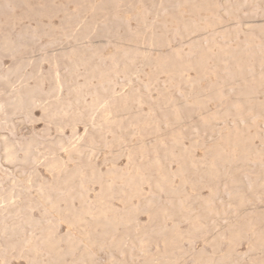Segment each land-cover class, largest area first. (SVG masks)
Here are the masks:
<instances>
[{"label": "rangeland", "instance_id": "1", "mask_svg": "<svg viewBox=\"0 0 264 264\" xmlns=\"http://www.w3.org/2000/svg\"><path fill=\"white\" fill-rule=\"evenodd\" d=\"M185 22L188 23L186 24ZM263 24L264 0H0V192L5 195L7 193V189L8 192L13 189V192L16 193L15 188L18 187L17 192L20 191L22 194L18 197L16 196L14 200L17 199V203L15 201L16 205H22V208H20L21 214L19 213V215L21 216H18L15 219L22 220L21 218H23L26 214L31 213L30 215L35 219V223L38 221L36 226L35 223L29 224L22 222L23 224H21L20 227L23 229L20 228L21 235H19L17 244L14 248L6 242L9 236L7 238V235L6 237L4 235H1L2 228H0V238L1 236H3L0 240H4L5 237V243L3 244V241H1L2 243L0 244V247L2 246L0 248V264H61V262L63 264H65V262L66 264H68V262L69 264H74V262L75 264H144V262L145 264H160L162 262L161 260L164 257L166 258L169 256L173 257V259L166 258L167 263L165 262V264H263L264 183H261L264 181ZM4 39H7L11 42L12 51L7 50L4 47ZM15 46L17 48H15ZM150 48H152V51L150 50ZM246 51L248 53H246ZM221 54L222 56H220ZM148 56H150V58ZM176 58H178L179 60H176ZM163 59L165 60V62ZM153 60H155V64H153ZM237 62L239 63V65ZM156 65L159 67V71L156 70V68H158ZM14 66L16 67L15 69ZM153 67L154 69H152ZM96 68L99 69L97 70ZM92 72L94 73V75L92 74ZM4 73L5 75H8L7 84H5V82L1 78ZM100 74L101 76H105V79H100ZM248 78H251L252 81ZM251 82L254 83L252 84ZM34 88L36 90H34ZM256 88L257 92L255 91ZM15 90H20L23 93V104L27 110L26 112L21 109H11L10 103L14 98ZM106 92L108 94H106ZM189 92L191 96L189 95ZM134 95H137V99H135L137 101L139 100V102L135 101ZM256 95L258 97H256ZM128 96H131L129 97L130 102H128V104L131 105L125 106L121 101L124 97ZM195 96H200V101L196 102L194 100ZM159 97L162 100L159 99ZM114 100L117 102H115ZM168 100H172L178 105L182 115L185 113V115H183V120L175 125L176 131L180 129L178 132H180L182 136L180 139L182 141L179 140L178 144L182 143V145H178L177 142H175L174 144V140L173 138H171L172 136L170 135V133L165 132L167 128H169L168 122H172L174 120V112L172 111L173 109H169L170 107L166 105V102ZM99 102L101 103V107ZM181 102H186L187 104H181ZM37 103L39 105H37ZM51 103L54 105V108L56 106L55 110L53 109V105ZM135 104H137V106ZM124 106L126 109L124 108ZM133 106L136 108L133 109ZM108 107L110 112L108 111ZM152 109L154 110L152 111ZM191 109H194L195 112H190ZM138 110H140L141 113H144V115H147L146 120L150 116V121L146 122L145 117L142 114H140L139 116L140 111ZM80 111L82 112V114L80 113ZM135 111H138V114ZM212 111L215 113L212 114ZM67 112L69 113V115ZM162 112L164 116L161 117ZM50 114H52L53 116ZM110 115H117L116 119L110 121L102 120L104 116ZM128 115H130L129 117L132 122L129 120ZM224 116L225 118H223ZM141 117L143 118L142 120ZM169 118L171 121L169 120ZM119 119H122L123 121ZM76 121L78 123H76ZM97 121H99V123ZM101 121L103 123H101ZM117 121L121 122H118V124H116ZM124 122L126 124L127 122H129L127 124V127ZM75 123L77 125H75ZM84 123H86L85 126ZM141 123L144 124L145 127ZM112 124L114 125L113 127ZM124 124L125 126H123ZM157 124L160 128L157 127ZM150 125V129L152 130H149V127L146 128V126ZM153 125L156 126V129ZM131 126L134 127L131 128ZM110 127L112 128L110 129ZM101 128L105 129V132H103L104 130L102 131ZM72 129L75 131L74 133ZM147 129L149 131H147ZM157 129L160 132H163L162 137H160L159 139H157L156 136ZM143 131H145L144 134ZM150 131H152V133H150ZM185 131L186 134L184 135ZM113 132H115V134ZM133 132H135V135L133 134ZM117 133H119L120 135H118ZM194 133L197 136L199 135V138H195L196 141L193 138L196 136ZM193 134L194 136H192ZM81 135H83L84 137L86 136V140L83 138V136L81 137ZM152 135H154L155 137ZM78 136H80V139ZM89 136L93 137L89 139ZM96 136L100 139H98ZM200 138H202V140ZM116 139L117 141H119V143L116 142V144H114ZM99 140L101 142H99ZM105 140L107 141L105 142ZM167 140H169V142ZM4 141H8L9 143L11 142L16 152V156L19 160L23 158V152L27 147H29L28 160L24 162L16 161L13 164H7V162H5L2 158ZM57 141L59 143H57ZM62 141L64 142V144ZM108 141L110 142V144L108 143ZM92 142L95 144H93ZM103 142H105V145L102 144ZM170 142L173 143L171 144L172 146L168 145L170 144ZM235 142L237 143L235 144ZM77 143H85L86 147L83 148L85 151L70 150ZM139 143L143 144L141 149L138 148ZM160 143L162 148L160 146ZM35 144L37 145L35 146ZM100 144L101 146H103L102 148ZM156 144L157 150H155ZM230 144H232V146ZM127 145L128 147H126ZM94 146L96 148H93ZM97 146L100 149L97 148ZM106 146L108 148H106ZM113 146L115 147L113 148ZM122 146L124 148H122ZM129 146L132 147L133 152H129ZM150 146H153L155 149ZM159 146L160 150H162L161 152H163L165 155L163 153H160V150L158 149ZM149 147L150 150L147 149ZM176 147L181 149H178ZM214 148L215 150H213ZM153 150H155L156 152ZM52 151H57L58 154H56L57 152L52 153ZM67 152L69 153V155ZM71 152L75 153L70 154ZM145 152L148 155H146ZM143 154L145 155L143 156ZM160 154H163L165 158L164 156L159 157ZM168 154L169 158L166 157L168 156ZM69 156L73 158L72 161ZM75 156L78 157V161L75 160L77 158ZM115 156L117 157L115 158ZM134 156L136 157L133 158ZM151 156L153 160L152 158H150ZM161 157H163V163ZM53 158L60 159L61 161L63 160L62 162L64 165H66L65 167L67 170L63 171V174H72L74 172L73 167L74 169H76V171H81V174L79 173V176L82 175V170L84 173L86 172V175H82L80 178H78L79 176H77V178L75 177L78 180H73L74 178H72L71 181L68 182L70 183L68 185H72V192L70 191V193L68 194L66 190L58 189L57 191L59 192H57L51 188L54 185H59V182L63 183L64 180L63 178H61L62 181L60 180V177L57 175V171L53 172L55 170L52 171L48 169V172V170H45V168L47 169V161ZM64 158L66 161L64 160ZM148 158L149 160H146ZM175 158H180V162ZM113 160H116V162H114ZM81 161H83V163L86 162L85 166H89V164L92 165L91 167H84V164H81ZM151 161H153L155 165L158 161V164L155 166L153 165V163H151ZM137 162L140 164V167H138ZM212 162L215 163V165ZM145 163L149 165V168ZM134 164L136 165L134 166ZM74 165L77 167H75ZM143 165L144 167L146 166L147 169L144 168ZM150 165H153L155 171H157L154 172L153 166L151 167ZM2 166L3 168L5 167L4 169H6V172L5 170L3 171ZM7 166L12 167L8 168ZM110 166H112L113 169ZM113 166H117L116 169H119L116 170ZM97 167L98 169H96ZM128 167H131V169H129ZM135 167H137L138 169H136ZM164 167L166 168L167 173L169 171V173L172 174L171 175L168 173V176L172 179H169V177V180L167 179V173L165 172ZM213 167L216 171V174L219 172L217 175L215 174ZM162 168H164V170H162ZM218 168L219 171H217ZM92 169L93 171L95 170V172L98 173L97 175H95V178L94 174L90 173L93 172ZM183 169L184 172L182 171ZM185 169H187L188 172ZM96 170H98V172ZM139 170H141V172ZM207 170H211L210 174L209 171L206 172ZM31 171H33V173L29 176ZM51 171L53 172V174ZM102 171H104V173ZM132 171L135 176L138 175L137 177H139V179L140 177L141 179L142 177L145 178V180L142 179L141 184L139 179H137L136 177L135 181H137L139 186L141 187V194L137 197L133 196L135 198H133L129 194L132 185L130 186L127 183L128 176L133 177L131 176L133 175ZM191 171L193 172V174H191ZM199 171L201 176L200 174H197L199 173ZM223 171L226 172L227 176L225 174H222ZM145 172H147L146 175ZM157 172H159L160 174L162 173V175L166 178H163V176H160V174ZM194 172H197V175L194 174ZM203 172L205 176H203ZM6 173L8 174L7 176ZM48 173L51 174L49 175ZM155 173H157L158 179L160 178V181L157 179V176H155L154 178V175H156ZM220 173L222 175H220L219 177ZM89 174H92L93 177ZM119 174L121 175V177H119L118 179L116 175L120 176ZM143 174L145 175V177ZM207 174L210 175V177L208 175L209 178L207 177ZM51 175L53 176L52 181ZM88 175L92 178V180L91 178L87 179L89 178ZM86 176L87 178H85ZM146 176L148 177V183L146 182ZM124 177L127 178L124 179ZM25 178H30L33 185L30 186L29 184L24 182L23 180ZM214 178L216 180L215 182ZM84 179H87L90 182H88L87 180V182H84ZM152 179H155L156 181ZM162 179L163 183L161 184ZM44 180L49 181L46 182ZM123 180L124 182L126 180V183L122 182ZM91 181H95L96 183H92ZM100 181L104 182L101 183ZM191 181H193L192 184L194 189L191 188ZM14 182H21L22 188L21 186H15ZM45 182L49 185V189L45 187L47 186ZM109 182L113 184L115 189V197L111 200L110 207L119 212L120 215L124 214L123 217L121 216V220L123 221L120 220V223L112 226L113 228L109 225V227H105L108 229H105L103 227V230H100L101 228L99 227V225H96L95 223H97V221H103L104 216L99 217L95 214V212L99 208L98 197L102 194L104 190L103 188L108 185ZM158 182H160V184H158ZM180 182H182V184ZM77 183L80 184V187L77 186ZM9 184H11V186ZM167 184L170 186H168ZM42 185L44 189L42 188ZM157 185H159V188ZM253 185H255V187ZM257 185L259 187H257ZM85 186L87 187V189ZM82 187H84L85 189H83ZM171 187L174 189L173 192ZM19 188L22 190H20ZM160 188L161 191L159 190ZM190 188L194 191H192ZM120 189L124 190H121V192H125V194L123 193L125 196L122 195L121 192H119ZM182 189L186 194H188V197H190L189 199H186L187 195L184 193L183 200V195H181L183 193L181 192ZM24 190L27 193L23 192ZM76 190L77 192H75ZM79 191H81L80 195L82 194L84 196L83 200L85 202V205L87 203L89 207L87 205L86 206L90 208V213L85 214V219L87 218V220L86 223L83 224V227L82 225H79L77 221L76 224H72L75 221H71L70 219L75 218L69 213V210L71 209H74L76 212H79L80 210L78 207L80 206V204L78 205V203L80 202V200L82 202V199H80L81 196L79 195ZM116 191L119 192V196ZM46 192L50 193V197L48 198L49 200H55L57 196H60L59 207L61 208V210L58 207L59 210H55L54 212V209H51L49 206L52 200L50 202L48 201V199H45L46 201L41 199V195ZM85 192H87L86 196ZM195 192L197 193V195L195 194ZM26 194L27 196H30V199L27 198ZM170 194L174 195L171 196ZM211 194L214 198L211 197ZM73 195L77 197L72 198ZM78 195L80 197H78ZM128 196L130 197V199L128 198ZM35 197L38 199H35ZM65 197L67 198L65 199ZM123 198H127L126 201H124ZM72 199H76L78 200V202ZM66 200L69 202H67ZM211 200L214 205L211 203ZM248 200L250 201L247 202ZM30 201L35 203L31 204L29 203ZM64 201L66 203H64ZM91 201L93 204L91 203ZM2 202L4 203V201H1L0 197V209L4 208L5 206V203L3 204ZM40 202L42 206H39ZM187 203L193 204H191L190 206ZM126 204L131 205V208L129 206L128 208L127 206H125V209L124 205ZM44 205L49 207H45ZM155 205L157 206V208H155ZM63 206H65L67 210H64L65 213H62V210L65 209V207L63 208ZM133 206H136L137 208H133ZM160 206L164 207L161 208ZM93 207L96 210H94ZM115 207L118 208L116 209ZM27 208L28 211H26ZM179 208L182 212L180 214ZM192 208L195 210H193ZM229 208L232 210H230ZM40 209L42 211H40ZM137 209L139 211H137ZM249 209H252L251 212L247 211ZM253 209L255 213H253ZM221 210L222 212L224 210L227 211H224L222 213ZM230 211L232 213H230ZM169 213L171 215H169ZM68 214H70L72 217H70V215ZM127 214H129V222L131 223V219L133 220L132 225H130V223L126 219L128 217L126 216ZM134 214L135 217H133ZM136 214L138 215L136 216ZM219 214L221 215V217ZM243 214H245V218ZM0 215V224L2 225V227L4 226L3 220L6 217L7 219L5 220L7 224H9L13 219L11 217H8L7 213L4 211L0 212ZM130 215L132 216L130 217ZM172 215L173 218H171ZM231 215L234 216V219H232ZM174 216H176V218ZM63 217H67L69 219L66 218L64 220ZM156 217L158 218V220ZM95 218H97L98 220H95ZM135 218L138 222L135 221ZM201 218L205 219V221H203V219ZM92 219H94L95 221ZM172 219L174 220L172 221ZM149 220L152 221L150 224ZM193 220H195L196 224L198 223L200 226L198 224V226L195 225V222ZM64 222L66 223V225ZM69 223L70 225H73V227L68 225ZM217 223L219 225H217ZM152 224H154V226ZM27 225L30 226H28V228L26 229ZM74 225L77 226L74 228ZM142 225L145 226L144 229H142ZM88 226L90 229H87ZM93 226L95 229L93 228ZM130 226L131 228L129 229ZM150 226H152V228H149ZM47 228L54 229L56 231V234L63 237L64 240L59 243L61 250L65 249L67 240H72L74 242H77L79 240L84 243V236L85 232L87 231V233H90L91 236L95 239L94 243L91 244L92 247L91 245L89 246L92 256L84 255L82 253V246H77L78 250L77 248H74L72 251H70V254L64 256L63 260L60 261L54 258L53 253L49 251L47 252V248L44 247L45 245H42V243H44L42 237H44ZM92 228L93 230H91ZM165 228H168V230H166ZM175 228L179 229L180 232L178 230H175ZM75 229L77 230V232H75ZM194 229L197 232L194 231ZM251 229L253 231L255 230V232L253 233ZM81 231H83V233ZM122 231L125 232L126 235ZM92 232H94L93 235ZM107 232L109 233V235ZM144 232L145 234H147L148 238L145 236ZM176 233H179L180 235ZM114 234L117 235L118 239ZM120 235L123 236L122 240H119ZM149 235H153V238ZM158 235L160 237H158ZM211 235H213L212 239ZM161 236L162 238L164 237L163 239L165 240H161ZM176 236H179L180 240L179 237L176 238L178 241L175 240L174 237ZM171 238V243L173 242V239L174 242L177 241L176 244H174L173 242L174 246L169 242ZM101 239H104V242ZM147 239H149V241ZM206 239L209 243H206ZM123 240L126 242H124ZM165 241H167V243ZM99 242L101 243L99 244ZM115 242L116 245L118 244L121 246L118 247V245H114ZM32 245L34 248L32 247ZM37 246L39 248H37ZM138 247H140L142 250H140ZM164 247H168L172 252L168 248L165 249ZM12 248L13 251L15 250V252L12 251ZM230 248H233L232 252ZM182 250H185L186 252ZM216 250L217 252H215ZM35 251L37 254L35 253ZM156 251L157 255L152 254ZM158 251L159 253H162L159 255ZM2 252H4V255L7 254L8 256L3 257ZM148 252L149 254H146ZM168 252H170L171 254ZM49 253L51 254V256ZM176 253H178L179 256L178 254L176 255ZM17 254H21V256H18ZM68 255L70 256V258ZM93 255L95 260H91V263L88 262L86 258L88 259L90 257L89 260L93 259ZM158 255L159 259L161 256V262L158 261L159 259H156ZM23 256H26L28 258L26 259V257ZM29 256L33 257L32 260L29 258ZM215 256H217L218 260H215ZM219 257L221 258V260H219ZM260 257L261 260L259 259ZM165 258L163 259V263ZM178 258L180 259V261L178 260ZM175 260H177V262Z\"/></svg>", "mask_w": 264, "mask_h": 264}, {"label": "bare ground", "instance_id": "2", "mask_svg": "<svg viewBox=\"0 0 264 264\" xmlns=\"http://www.w3.org/2000/svg\"><path fill=\"white\" fill-rule=\"evenodd\" d=\"M203 1V0H202ZM171 2V1H170ZM173 3V2H172ZM188 3V2H187ZM192 3V2H191ZM199 3V2H198ZM201 3V2H200ZM195 5H197V4H195ZM171 6V5H170ZM173 7V6H172ZM195 7V6H194ZM196 7H198V6H196ZM194 9V8H193ZM199 9V8H198ZM200 10V9H199ZM212 12V11H211ZM206 13V12H205ZM212 14V13H211ZM208 18H210V17H208ZM207 19V18H206ZM215 20H217V19H215ZM208 21V20H207ZM186 24L188 23V22H185ZM184 23V24H185ZM219 23V22H218ZM217 23V24H218ZM206 24V23H205ZM257 24V23H256ZM191 25V24H190ZM208 25V24H207ZM264 25V24H263ZM209 26V25H208ZM216 26V25H215ZM218 26V25H217ZM263 28V27H262ZM188 29V28H187ZM193 29V28H192ZM219 29H221V28H219ZM260 29V28H259ZM184 30H186V29H184ZM189 30V29H188ZM187 30V31H188ZM223 30V29H222ZM225 30V29H224ZM181 35H182V32H181ZM184 35H185V32H184ZM221 35V34H220ZM151 41V40H150ZM167 41V40H166ZM3 45H4V47L7 49V50H11L12 49V44H11V42L9 41V40H7V39H4V41H3ZM165 46V45H164ZM151 47V46H150ZM213 47V46H212ZM15 48H17L16 46H15ZM14 48V49H15ZM134 48V47H133ZM154 48V47H153ZM162 48V47H161ZM199 48V47H198ZM210 48V47H209ZM152 48H150V50H151ZM224 49V48H223ZM247 49V48H246ZM16 50V49H15ZM146 50V49H145ZM159 50H161V49H159ZM207 50V49H206ZM12 51V50H11ZM152 51V50H151ZM150 51V52H151ZM212 51V50H211ZM14 52V51H13ZM144 52V51H143ZM227 53V52H226ZM246 53H248L247 51H246ZM165 54H167V53H165ZM203 54V53H202ZM218 54V53H217ZM146 55V54H145ZM144 55V56H145ZM163 55V54H162ZM219 55V54H218ZM156 56V55H155ZM210 56V55H209ZM220 56H222V54L220 55ZM133 57V56H132ZM149 58H150V56H148ZM180 57V56H179ZM201 57V56H200ZM219 57V56H218ZM217 57V58H218ZM134 58V57H133ZM181 58V57H180ZM211 58V57H210ZM215 58V57H214ZM246 58H249V57H246ZM128 59V58H127ZM145 59V58H144ZM147 59V58H146ZM156 59V58H155ZM158 59V58H157ZM178 58H176V60H177ZM241 59V58H240ZM164 60V59H163ZM179 60V59H178ZM183 60V59H182ZM184 60H186V59H184ZM191 60V59H190ZM221 60V59H220ZM249 60V59H248ZM250 60H253V59H250ZM130 61H131V59H130ZM133 61V60H132ZM139 61V60H138ZM155 60H153V62H154ZM157 61V60H156ZM181 61V60H180ZM179 61V62H180ZM191 61H193V60H191ZM205 61V60H204ZM217 61V60H216ZM162 62V61H161ZM164 62H165V60H164ZM163 62V63H164ZM194 62V61H193ZM202 62V61H201ZM241 62V61H240ZM125 63V62H124ZM123 63V64H124ZM131 63V62H130ZM238 63V62H237ZM249 63V62H248ZM247 63V64H248ZM73 64V63H72ZM97 64V63H96ZM132 64V63H131ZM149 64V63H148ZM151 64V63H150ZM153 64H155V62L153 63ZM153 64H152V66H153ZM241 64V63H240ZM242 64H243V62H242ZM246 64V65H247ZM238 65H239V63H238ZM245 65V66H246ZM157 66V65H156ZM168 66V65H167ZM166 66V67H167ZM206 66V65H205ZM205 66H203V67H205ZM135 67H136V65H135ZM158 67V66H157ZM180 67V66H179ZM242 67V66H241ZM16 67L14 66V69H15ZM168 68V67H167ZM182 68V67H181ZM243 68V67H242ZM262 68V67H261ZM97 70L99 69V68H96ZM131 69V68H130ZM133 69V68H132ZM135 69V68H134ZM152 69H154V67L152 68ZM174 69V68H173ZM196 69V68H195ZM12 70H13V68H12ZM102 70V69H101ZM156 70L157 71H159V67L158 68H156ZM162 70V69H161ZM164 70V69H163ZM190 70V69H189ZM238 70H239V68H238ZM243 70V69H242ZM124 71H125V69H124ZM167 71V70H166ZM166 71H164V72H166ZM259 71V70H258ZM261 71V70H260ZM9 72V71H8ZM87 72V71H86ZM98 72V71H97ZM184 72V71H183ZM13 73V72H12ZM17 73H18V71H17ZM153 73V72H152ZM179 73V72H178ZM198 73V72H197ZM92 74L94 75V73L92 72ZM108 74V73H107ZM156 74V73H155ZM165 74V73H164ZM168 74H170V73H168ZM187 74V73H186ZM185 74V75H186ZM208 74V73H207ZM1 75V74H0ZM106 75V74H105ZM7 76L8 75H5V73L3 74V76L1 77L2 78V80L5 82V84H7L8 83V79H7ZM10 76V75H9ZM125 76H128V75H125ZM180 76V75H179ZM178 76V77H179ZM236 76H237V74H236ZM12 77H13V75H12ZM93 77V76H92ZM99 77V76H98ZM105 76H101V74H100V79H105L104 78ZM175 77V76H174ZM198 77V76H197ZM9 78H11V77H9ZM87 78H89V77H87ZM96 78V77H95ZM107 78H108V76H107ZM112 78V77H111ZM199 78V77H198ZM97 79H99V78H97ZM177 79V78H176ZM184 79V78H183ZM248 79H250L251 80V78H248ZM260 79V78H259ZM87 80V79H86ZM89 80V79H88ZM172 80V79H171ZM170 80V81H171ZM187 80V79H186ZM176 81V80H175ZM179 81V80H178ZM252 81V80H251ZM188 82V81H187ZM200 82V81H199ZM193 83V82H192ZM252 84L254 83V82H251ZM261 84V83H260ZM9 85V84H8ZM180 85V84H179ZM85 86V85H84ZM253 86V85H252ZM40 87V86H39ZM215 88H216V86H215ZM254 88V87H253ZM18 89V88H17ZM30 89V88H29ZM219 89V88H218ZM34 90H36L35 88H34ZM192 90V89H191ZM223 90V89H222ZM257 90V88L255 89V91ZM259 90V89H258ZM12 91V90H11ZM11 91H9V92H11ZM26 91V90H25ZM28 91V90H27ZM219 91V90H218ZM248 91V90H247ZM38 92V91H37ZM107 92H108V90H107ZM106 92V94H108ZM257 92V91H256ZM167 93V92H166ZM26 94V93H25ZM99 94H100V92H99ZM104 94V93H103ZM111 94V93H110ZM128 94H130V93H128ZM127 94V95H128ZM131 94H132V92H131ZM134 94H136V93H134ZM149 94V93H148ZM204 94V93H203ZM33 95V94H32ZM79 95V94H78ZM98 95V94H97ZM105 95V94H104ZM103 95V96H104ZM114 95V94H113ZM144 95V94H143ZM169 95V94H168ZM167 95V96H168ZM189 95H190V92H189ZM209 95V94H208ZM250 95V94H249ZM115 96V95H114ZM135 96V95H134ZM137 96V95H136ZM134 97V99L136 98L137 99V97ZM191 96V95H190ZM247 96V95H246ZM245 96V97H246ZM29 97V96H28ZM81 97V96H80ZM118 97H119V95H118ZM123 97V96H122ZM129 97H131V96H128V97H124L123 99H122V103H123V105H131V104H128V102H130L129 101ZM132 97H133V95H132ZM142 97V96H141ZM144 97V96H143ZM188 97V96H187ZM186 97V98H187ZM203 97V96H202ZM255 97V96H254ZM256 97H258L257 95H256ZM26 98V97H25ZM31 98V97H30ZM33 98V97H32ZM36 98V97H35ZM62 98V97H61ZM99 98H100V96H99ZM102 98H104V97H102ZM108 98V97H107ZM106 98V99H107ZM185 98V97H184ZM29 99V98H28ZM37 99V98H36ZM35 99V100H36ZM134 99H133V101H134ZM135 99V101H137ZM159 99H161L160 97H159ZM204 99V98H203ZM23 100H24V98H23V93L20 91V90H15V95H14V98H13V100L11 101V103H10V106H11V109L12 110H15V109H21V110H23V111H27L26 110V108H25V106H24V104H23ZM32 100V99H31ZM34 100V99H33ZM101 100V99H100ZM162 100V99H161ZM189 100V99H188ZM196 102L197 101H200V96H195V99H194ZM205 100H206V98H205ZM213 100V99H212ZM215 100V99H214ZM240 100V99H239ZM63 101V100H62ZM109 101V100H108ZM115 101V100H114ZM141 101V100H140ZM184 101V100H183ZM191 101V100H190ZM234 101V100H233ZM39 102V101H38ZM61 102V101H60ZM111 102V101H110ZM115 102H117V101H115ZM137 102H139V100L137 101ZM210 102V101H209ZM215 102V101H214ZM30 103V102H29ZM100 103V102H99ZM113 103V102H112ZM133 103V102H132ZM157 103H159V102H157ZM182 103H186V102H181V104ZM207 103H208V101H207ZM255 103V102H254ZM52 104V103H51ZM55 104V103H54ZM59 104H61V103H59ZM65 104V103H64ZM116 104H118V103H116ZM121 104V103H120ZM187 104V103H186ZM196 104V103H195ZM203 104V103H202ZM37 105H39L38 103H37ZM42 105V104H41ZM49 105V104H48ZM53 105V104H52ZM51 105V106H52ZM91 105V104H90ZM105 105V104H104ZM136 106H137V104H135ZM147 105V104H146ZM154 105V104H153ZM166 105H168V107H170L169 109H173L172 111L174 112V120H173V117H172V122H168V127L169 128H167V130L165 131V132H167V133H170V135L172 136L171 138H173V140H174V144H175V142H177V144H178V141L181 139V133L180 132H178L180 129H178V131H176V129H175V125H177L181 120H183V115H185V113L182 115V113H181V111H180V109H179V107H178V105L175 103V102H173L172 100H168L167 102H166ZM165 105V106H166ZM220 105V104H219ZM235 105V104H234ZM58 106V105H57ZM109 106V105H108ZM119 106V105H118ZM121 106V105H120ZM125 106H124V108H125ZM183 106V105H182ZM218 106V105H217ZM63 107H65V106H63ZM71 107V106H70ZM69 107V108H70ZM84 107V106H83ZM100 107H101V103H100ZM110 107V106H109ZM109 107H108V111H109ZM134 107V106H133ZM149 107H151V106H149ZM193 107V106H192ZM235 107V106H234ZM35 108V107H34ZM52 108V107H51ZM55 108H56V106H55ZM55 108H54V105H53V109L55 110ZM104 108V107H103ZM115 108V107H114ZM119 108V107H118ZM117 108V109H118ZM129 108H131V107H129ZM136 107H134L133 109H135ZM138 108V107H137ZM258 108V107H257ZM29 109V108H28ZM52 109V110H53ZM62 109V108H61ZM126 109V108H125ZM128 109V108H127ZM141 109V108H140ZM168 109V110H169ZM183 109H184V107H183ZM195 109V108H194ZM194 109H191L190 110V112H195L194 111ZM57 110V109H56ZM67 110H68V108H67ZM66 110V111H67ZM70 110V109H69ZM82 110V109H81ZM129 110V109H128ZM137 110V109H136ZM149 110V109H148ZM154 109H152V111H153ZM162 110V109H161ZM167 110V109H166ZM182 110V109H181ZM186 110V109H185ZM234 110H235V108H234ZM259 110H260V108H259ZM263 110V109H262ZM51 111V110H50ZM83 111V110H82ZM107 111V112H108ZM132 111V110H131ZM138 111H140V110H138ZM138 111H135L137 114H138ZM217 111V110H216ZM237 111V110H236ZM248 111V110H247ZM85 112V111H84ZM95 112V111H94ZM110 112V111H109ZM112 112V111H111ZM148 112V111H147ZM163 112H164V110H163ZM163 112H162V114H163ZM213 112V111H212ZM235 112V111H234ZM238 112H241V111H238ZM243 112V111H242ZM68 113V112H67ZM80 113L82 114V112L80 111ZM113 113V112H112ZM215 112H213L212 114H214ZM256 113V112H255ZM14 114V113H13ZM33 114V113H32ZM77 114V113H76ZM123 114V113H122ZM132 114V113H131ZM140 114H142L144 117H145V121L146 122H149L150 121V119H151V117L149 116L148 118H147V120H146V117H147V115H144V113H141V111H140V113H139V116H140ZM145 114H146V112H145ZM161 114V117L162 116H164V114L162 115ZM218 114V113H217ZM50 115H52V114H50ZM59 115V114H58ZM63 115V114H62ZM62 115H60V116H62ZM68 115H69V113H68ZM84 115V114H83ZM87 115H88V113H87ZM91 115V114H90ZM103 115V114H102ZM136 115V114H135ZM220 115V114H219ZM31 116V115H30ZM53 116V115H52ZM65 116H67V115H65ZM116 116L117 115H110V116H104L103 118H102V120L103 121H110V120H115L116 119ZM130 115H128V117H129ZM102 117V116H101ZM138 117V116H137ZM159 117V116H158ZM166 117V116H165ZM246 117V116H245ZM10 118V117H9ZM49 118V117H48ZM87 118V117H86ZM99 118V117H98ZM123 118H124V116H123ZM154 118H157V117H154ZM210 118V117H209ZM223 118H225V116L223 117ZM52 119H54V118H52ZM89 119V118H88ZM87 119V120H88ZM143 118L141 117V120H142ZM159 119V118H158ZM163 119V118H162ZM167 119V118H166ZM186 119V118H185ZM218 119V118H217ZM50 120V119H49ZM95 120V119H94ZM119 120H122V119H119ZM129 120H130V117H129ZM134 120H135V118H134ZM169 120H170V118H169ZM48 121V120H47ZM51 121V120H50ZM52 121H54V120H52ZM57 121V120H56ZM96 121V120H95ZM123 121V120H122ZM131 121V120H130ZM171 121V120H170ZM195 121V120H194ZM214 121V120H213ZM72 122V121H71ZM80 122V121H79ZM84 122V121H83ZM98 123H99V121H97ZM118 122H121V121H117V123L116 124H118ZM132 122V121H131ZM130 122V123H131ZM136 122V121H135ZM137 122H138V120H137ZM144 122V121H143ZM154 122V121H153ZM189 122V121H188ZM256 122V121H255ZM52 123V122H51ZM76 123H78L77 121H76ZM75 123V125H77ZM101 123H103L102 121H101ZM106 123V122H105ZM112 123V122H111ZM125 123V122H124ZM129 122H127V124H128ZM211 123H212V121H211ZM54 124H56V123H54ZM85 124L86 123H84V126H85ZM123 124V123H122ZM126 124V123H125ZM125 124L123 125V126H125ZM127 124H126V127H127ZM137 124V123H136ZM142 124V123H141ZM160 124H161V121H160ZM183 124V123H182ZM66 125V124H65ZM72 125H73V123H72ZM97 125V124H96ZM100 125V124H99ZM101 125H103V124H101ZM108 125V124H107ZM134 125V124H133ZM143 126H144V124H142ZM181 125V124H180ZM61 126V125H60ZM70 126V125H69ZM87 126V125H86ZM98 126V125H97ZM114 125L112 124V127H113ZM122 126V127H123ZM153 126H155V125H153ZM179 126V125H178ZM182 126V125H181ZM186 126V125H185ZM195 126V125H194ZM75 127V126H74ZM109 127V126H108ZM112 127H110V129L112 128ZM115 127H116V125H115ZM119 127V126H118ZM132 127H134V126H131V128ZM145 127V126H144ZM149 127V130H152V129H150V127H151V125L150 126H146V128H148ZM157 127H159V125L157 124ZM164 127V126H163ZM190 127V126H189ZM60 128V127H59ZM62 128V127H61ZM131 128H130V130H131ZM135 128H137V127H135ZM145 128V129H146ZM160 128V127H159ZM162 128V127H161ZM98 129V128H97ZM99 129H100V127H99ZM102 129V131L103 132H105V129H106V127H105V129H103V128H101ZM122 129V128H121ZM121 129H119V130H121ZM124 129V128H123ZM128 129V128H127ZM141 129V128H140ZM143 129V128H142ZM155 129H156V126H155ZM164 129V128H163ZM190 129V128H189ZM73 130V129H72ZM116 130H118V129H116ZM133 130V129H132ZM148 129H147V131H149ZM97 131V130H96ZM108 131H109V129H108ZM126 131V130H125ZM75 131L73 130V133H74ZM98 132V131H97ZM127 132V131H126ZM144 132L145 131H143V134H144ZM156 132V131H155ZM164 132V133H165ZM184 132V131H183ZM187 132H189V131H187ZM114 134H115V132H113ZM121 133V132H120ZM135 132H133V134H134ZM147 133V132H146ZM150 133H152V131H150ZM157 134H156V136H157V139H159L160 137H162V135H163V132H160L158 129H157V132H156ZM98 134V133H97ZM118 135H120L119 133H117ZM130 134H132V133H130ZM139 134V133H138ZM183 134V133H182ZM186 134V131H185V133H184V135ZM191 134V133H190ZM195 134V133H194ZM194 134L192 135V136H194ZM86 135V134H85ZM95 135V134H94ZM99 135H100V132H99ZM104 135H105V133H104ZM117 135V136H118ZM126 135V134H125ZM135 135V134H134ZM183 135V136H184ZM196 135V134H195ZM83 135H81V137H82ZM122 136H123V134H122ZM127 136V135H126ZM152 136H154V135H152ZM199 136V135H198ZM197 135L195 136V137H193L194 138V140H195V138L197 137V138H199ZM227 136V135H226ZM79 137V139H80V136H78ZM86 137V136H85ZM85 137L83 136V138L85 139ZM91 137H93V136H91ZM91 137L89 136V139H91ZM97 137V136H96ZM103 137V136H102ZM119 137V136H118ZM131 137V136H130ZM140 137V136H139ZM151 137V136H150ZM155 137V136H154ZM153 137V138H154ZM191 137V136H190ZM88 138V137H87ZM98 138V137H97ZM104 138V137H103ZM170 138V137H169ZM263 138H264V135H263ZM33 139V138H32ZM79 139H78V141H79ZM98 139H100V138H98ZM115 139V138H114ZM131 139V138H130ZM136 139V138H135ZM144 139V138H143ZM149 139V138H148ZM151 139V138H150ZM183 139V138H182ZM201 140H202V138H200ZM59 140H60V138H59ZM58 140V141H59ZM86 140V139H85ZM94 140V139H93ZM104 140V139H103ZM119 140V139H118ZM133 140V139H132ZM162 140H163V138H162ZM229 140V139H228ZM227 140V141H228ZM232 140H233V138H232ZM57 141V143H59ZM87 141H89V140H87ZM95 141V140H94ZM107 140H105V142H106ZM113 141V140H112ZM111 141V142H112ZM128 141H130V140H128ZM135 141V140H134ZM155 141V140H154ZM166 141V140H165ZM168 142H169V140H167ZM180 141H182V140H180ZM193 141V140H192ZM196 141V140H195ZM204 141V140H203ZM38 142V141H37ZM63 142V141H62ZM85 142V141H84ZM99 142H101L100 140H99ZM105 142H103L102 144L103 145H105ZM116 142H118L119 143V141H117V139L115 140V143L114 144H116ZM127 142V141H126ZM145 142V141H144ZM162 142V141H161ZM191 142V141H190ZM83 143V142H82ZM87 143V142H86ZM93 143V142H92ZM91 143V144H92ZM108 143L110 144V142L108 141ZM113 143V142H112ZM117 143V144H118ZM121 143H122V141H121ZM123 143H125V142H123ZM143 143V142H142ZM142 143H139L138 144V148H140L141 149V147H142ZM151 143H152V141H151ZM157 143H159V142H157ZM195 143H197V142H195ZM202 143V142H201ZM232 143V142H231ZM237 142H235V144H236ZM38 144V143H37ZM37 144H35V146L37 145ZM63 144H64V142H63ZM89 144V143H88ZM87 144V145H88ZM93 144H95V143H93ZM135 144V143H134ZM171 144H173V143H171L170 142V144H168V145H171ZM203 144V143H202ZM60 145V144H59ZM62 145V144H61ZM66 145V144H65ZM107 145V144H106ZM136 145V144H135ZM134 145V146H135ZM152 145V144H151ZM178 145H182V143L181 144H178ZM191 145V144H190ZM197 145V144H196ZM195 145V146H196ZM213 145V144H212ZM219 145V144H218ZM231 146H232V144H230ZM90 146V145H89ZM100 146H101V144H100ZM109 146V145H108ZM112 146V145H111ZM118 146V145H117ZM120 146H121V144H120ZM146 146V145H145ZM155 146V145H154ZM160 146H161V143H160ZM160 146H159V150H160ZM172 146V145H171ZM184 146V145H183ZM214 146V145H213ZM230 146V147H231ZM84 147H86V144L84 143V144H81V143H77V144H75L70 150H77V151H81V150H83V151H85L83 148ZM103 146H101V148H102ZM105 147V146H104ZM115 146H113V148H114ZM126 147H128V145L126 146ZM150 147H152V148H154L153 146H150ZM150 147L149 148H147V149H149L150 150ZM165 147V146H164ZM224 147V146H223ZM226 147V146H225ZM239 147V146H238ZM88 148V147H87ZM93 148H96L95 146L93 147ZM97 148H99L98 146H97ZM106 148H108L107 146H106ZM111 148V147H110ZM112 148V149H113ZM122 148H124L123 146H122ZM122 148H121V150H122ZM161 148H162V146H161ZM166 148H167V146H166ZM172 148V147H171ZM176 148H178V147H176ZM216 148V147H215ZM215 148L213 149V150H215ZM227 148H228V146H227ZM34 149V148H33ZM52 149V148H51ZM55 149V148H54ZM92 149V148H91ZM100 149V148H99ZM155 149V148H154ZM178 149H181V148H178ZM209 149H210V147H209ZM57 150V149H56ZM66 150V149H65ZM86 150H88V149H86ZM93 150H95V149H93ZM120 150V151H121ZM148 150V151H149ZM152 150V149H151ZM155 150H157V144H156V149ZM155 150H153V151H155ZM158 150V151H159ZM177 150V149H176ZM54 151V150H53ZM52 151V153H55V152H57V151H55V152H53ZM124 151V150H123ZM122 151V152H123ZM127 151V150H126ZM162 150H160V153H163V152H161ZM164 151V150H163ZM187 151H189V150H187ZM186 151V152H187ZM28 152H29V147H27L26 148V150L23 152L24 154H23V158L22 159H18V157L16 156V152H15V150H14V148H13V145L11 144V142L9 143L8 141H4V146H3V152H2V158L4 159V161L5 162H7V164L8 163H10V164H13V163H15L16 161H27L28 160ZM88 152V151H87ZM95 152V151H94ZM117 152H119V151H117ZM129 152H133V149H132V147H130L129 146ZM140 152V151H139ZM144 152V151H143ZM151 152V151H150ZM156 152V151H155ZM166 152H171V151H166ZM177 152V151H176ZM223 152V151H222ZM68 153V152H67ZM67 153H65V154H67ZM73 153H75V152H71L70 154H73ZM115 153V152H114ZM138 153V152H137ZM137 153H136V155H137ZM146 153V152H145ZM190 153H191V151H190ZM56 154H58V152L56 153ZM77 154V153H76ZM81 154V153H80ZM121 154V153H120ZM125 154H126V152H125ZM125 154H123V155H125ZM132 154V153H131ZM153 154V153H152ZM164 154V153H163ZM163 154H160L159 155V157L160 156H164ZM174 154H176V153H174ZM187 154V153H186ZM209 154V153H208ZM235 154V153H234ZM68 155H69V153H68ZM85 155V154H84ZM87 155V154H86ZM133 155V154H132ZM139 155V154H138ZM142 155V154H141ZM145 154H143V156H144ZM146 155H148L147 153H146ZM178 155V154H177ZM176 155V156H177ZM188 155V154H187ZM207 155V154H206ZM52 156H53V154H52ZM79 156V155H78ZM114 156V155H113ZM112 156V157H113ZM130 156V155H129ZM179 156V155H178ZM177 156V157H178ZM184 156V155H183ZM254 156V155H253ZM48 157V156H47ZM51 157V156H50ZM54 157H55V154H54ZM70 157V156H69ZM75 157H77V156H75ZM75 157H74V159H75ZM117 156H115V158H116ZM128 157V156H127ZM136 156H134L133 158H135ZM149 157V156H148ZM158 157V158H159ZM167 158H169V154H168V156H166ZM171 157V156H170ZM181 157V156H180ZM185 157V156H184ZM263 157V156H262ZM46 158V157H45ZM60 158V157H59ZM71 158V157H70ZM140 158V157H139ZM142 158V157H141ZM150 158H152V156L150 157ZM157 158V157H156ZM163 157H161V160H162V163H163V159H162ZM164 158H165V156H164ZM252 158V157H251ZM67 159V158H66ZM72 159L73 158H71V161H72ZM78 159V157L75 159V160H77ZM114 159V158H113ZM137 159V158H136ZM155 159V158H154ZM171 159V158H170ZM173 159V158H172ZM175 159H178V158H175ZM174 159V160H175ZM180 159V158H179ZM179 159H178V161H179ZM195 159V158H194ZM47 160H48V158H47ZM46 160V161H47ZM64 160H65V158H64ZM81 160H83V159H81ZM110 160H112V159H110ZM130 160V159H129ZM146 160H149V158L148 159H146ZM151 160V159H150ZM152 160H153V158H152ZM156 160V159H155ZM154 160V161H155ZM242 160V159H241ZM63 161V160H62ZM60 159H57V158H53V159H51V160H49V161H47V169L45 168V170H55V171H53V172H58V176L60 177V180L62 181V179L61 178H63L64 180H63V183H61V182H59V185H57V186H52L51 188L52 189H54L55 191H57L58 189H63V190H66V192H67V194L68 193H70V191L72 190L71 188H72V185H68V184H70V183H68L69 181H71V179L72 178H74L73 180H75L76 178H77V176H79V173L81 174V171L80 172H78V171H76V169H74V167H73V170H74V172L72 173V174H63L62 172L63 171H67L66 170V165H64L63 164V162H62ZM66 161V160H65ZM68 161V160H67ZM78 161V160H77ZM114 161V160H113ZM128 161V160H127ZM176 161V160H175ZM189 161V160H188ZM213 161V160H212ZM5 162H3V163H5ZM75 162V161H74ZM73 162V163H74ZM82 163L81 164H84V167H91V165L89 164V166L87 165V166H85L86 165V162L85 163H83V161H81ZM114 162H116V160L114 161ZM134 162V161H133ZM136 162V161H135ZM148 162V161H147ZM161 162V161H160ZM165 162V161H164ZM167 162V161H166ZM168 162H170V161H168ZM177 162V161H176ZM180 162V161H179ZM204 162H205V159H204ZM79 163H80V157H79ZM113 163V162H112ZM130 163V162H129ZM138 163V162H137ZM151 163H153V161H151ZM197 163V162H196ZM208 163V162H207ZM213 163V162H212ZM236 163V162H235ZM66 164H68V163H66ZM80 164V165H81ZM146 165H148L147 163H145ZM157 164H158V161H157ZM156 164V165H157ZM165 164V163H164ZM194 164V163H193ZM200 164V163H199ZM210 164H211V162H210ZM214 165H215V163H213ZM226 164H228V163H226ZM78 165V164H77ZM79 165V166H80ZM136 164H134V166H135ZM140 164L138 163V167H140L139 166ZM153 165H155V163H153ZM152 165V166H153ZM155 165V166H156ZM161 165V164H160ZM159 165V166H160ZM190 165V164H189ZM188 165V166H189ZM225 165V164H224ZM223 165V166H224ZM13 166V165H12ZM11 166V167H12ZM75 166V165H74ZM78 166V167H79ZM151 166V165H150ZM151 166V167H152ZM158 166V167H159ZM181 166V165H180ZM202 166H204V165H202ZM8 167V166H7ZM6 167V168H7ZM11 167H8V168H11ZM14 167V166H13ZM69 167V166H68ZM75 167H77V166H75ZM93 167H94V164H93ZM96 167V166H95ZM111 168H112V166H110ZM114 167V169H116L117 168V166L115 167V166H113ZM143 167H144V165H143ZM151 167H150V171H151ZM191 167H193V166H191ZM2 168H3V166H2ZM5 168V167H4ZM3 168V171L5 170V172H6V169H4ZM129 168V167H128ZM136 169H138L137 167H135ZM144 168H146L147 169V167L145 166ZM148 168H149V165H148ZM153 168H154V166H153ZM157 168V167H156ZM165 168V167H164ZM164 168H162V170H164ZM184 168V167H183ZM193 168H195V167H193ZM222 168V167H221ZM96 169H98V167L96 168ZM110 169V168H109ZM113 169V168H112ZM119 169V168H118ZM118 169H116V170H118ZM124 169V168H123ZM129 169H131V167L129 168ZM128 169V170H129ZM142 169V168H141ZM188 169V168H187ZM187 169H185V170H187ZM201 169V168H200ZM49 170H48V172H49ZM79 170H81V169H79ZM88 170H89V168H88ZM169 170V169H168ZM213 170H214V167H213ZM226 170V169H225ZM224 170V171H225ZM262 170V169H261ZM2 171V172H3ZM51 171V172H52ZM71 171V170H70ZM69 171V172H70ZM76 171V172H75ZM91 171V170H90ZM92 171H93V169H92ZM97 172H98V170H96ZM106 171H107V169H106ZM131 171V170H130ZM130 171H128V172H130ZM134 171V170H133ZM133 171H132V173H133ZM140 172H141V170H139ZM147 171V170H146ZM149 171V170H148ZM157 171V170H156ZM155 171V168H154V172H156ZM183 172H184V169L182 170ZM201 171V170H200ZM200 171H199V173H197L198 175L200 174ZM203 171V170H202ZM209 171V174H210V171L211 170H207L206 172H208ZM215 171V170H214ZM217 171H219V168H218V170ZM223 171V173L222 174H225L226 175V172H224ZM264 171V170H263ZM53 172H52V174H53ZM95 172V170L93 171V172H90V173H93L94 174V178H95V175H97L98 173H94ZM103 173H104V171H102ZM109 172V171H108ZM107 172V173H108ZM113 172V171H112ZM139 172V173H140ZM144 172V171H143ZM153 172V171H152ZM165 172H166V168H165ZM187 172H188V170H187ZM192 172V171H191ZM32 173H33V171H31L30 172V174H29V176L30 175H32ZM84 172H83V170H82V175H86V172L83 174ZM114 173V172H113ZM120 173V172H119ZM146 173L147 172H145V175H146ZM157 173H159V172H157ZM157 173H155L156 175H154V178H155V176H157V179H158V175H157ZM167 173V172H166ZM168 173H169V171H168ZM168 173H167V179H168ZM195 172H194V174H196ZM219 173V172H218ZM217 173V174H218ZM219 174V177H220V175H222V174ZM5 174V173H4ZM49 174V173H48ZM51 174V173H50ZM49 174V175H50ZM55 174V173H54ZM111 174V173H110ZM115 174V173H114ZM125 174H126V172H125ZM151 174V173H150ZM154 174V173H153ZM160 174V173H159ZM169 174H171V173H169ZM189 174V173H188ZM191 174H193V172L191 173ZM196 174V175H197ZM203 174H204V172H203ZM209 174H207V177H208V175ZM215 174H216V171H215ZM216 174V175H217ZM8 174L6 173V176H7ZM81 175V176H82ZM89 175H92V174H89ZM88 175V176H89ZM100 175H101V173H100ZM105 175V174H104ZM108 175V174H107ZM120 175V174H119ZM130 175V174H129ZM144 175V174H143ZM145 175H144V177H145ZM165 175V174H164ZM172 175V174H171ZM195 175V176H196ZM212 175V174H211ZM52 176V175H51ZM56 176V175H55ZM81 176H79L78 178H80ZM126 176V175H125ZM131 176H133V177H130V176H128V180H127V183L131 186L132 185V187H131V190L129 191V194L133 197V196H138V195H140L141 194V187L139 186V184H138V182L137 181H135L136 180V177L138 176H135V174L133 173V175H131ZM160 176H163L162 175V173L160 174ZM159 176V177H160ZM189 176V175H188ZM200 176H201V174H200ZM203 176H205V174L203 175ZM213 176V175H212ZM227 176V175H226ZM58 177V178H59ZM76 177V178H75ZM92 177H93V175H92ZM100 177V176H99ZM106 177V176H105ZM113 177V176H112ZM116 177H118V179H119V177H121V175L120 176H117L116 175ZM123 177V176H122ZM149 177H151V176H149ZM173 177V176H172ZM193 177H194V175H193ZM192 177V178H193ZM209 177H210V175H209ZM208 177V178H209ZM216 177V176H215ZM223 177H225V176H223ZM57 178V179H58ZM85 178H87V176L85 177ZM91 177L89 176V178H87V179H90ZM114 178H115V175H114ZM127 177H124V179H126ZM147 176H146V180H147ZM163 178H166V177H164L163 176ZM201 178V177H200ZM203 178V177H202ZM207 178V179H208ZM52 179H53V176H52V178H51V181H52ZM83 179V178H82ZM86 179V180H87ZM108 179V178H107ZM121 179V178H120ZM137 179H139V177H137ZM140 179H141V177H140ZM139 179V181L141 182L142 181V179H144L145 180V178H143L142 177V179L140 180ZM169 179H172V178H170L169 177ZM168 179V180H169ZM218 179V178H217ZM223 179V178H222ZM12 180V179H11ZM16 180H18V179H16ZM59 180V179H58ZM73 180H72V182H73ZM76 180H78V179H76ZM85 180V179H84ZM83 180V181H84ZM84 181V182H87V181ZM91 180H92V178H91ZM106 180V179H105ZM115 180H117V179H115ZM143 180V181H144ZM152 180H155V179H152ZM159 181H160V178L158 179ZM190 180H191V178H190ZM225 180V179H224ZM235 180V179H234ZM264 180V179H263ZM24 182H26L27 184H29L30 186H32L33 185V183H32V181L30 180V178H25L24 180H23ZM44 181H46V180H44ZM47 181H49V180H47ZM46 181V182H47ZM54 181V180H53ZM156 181V180H155ZM200 181V180H199ZM216 180H215V178H214V182H215ZM226 181V180H225ZM45 182V183H46ZM58 182V181H57ZM57 182H55V183H57ZM71 182V183H72ZM78 182V181H77ZM82 182V181H81ZM83 182V183H84ZM88 182H90V181H88ZM92 182V181H91ZM94 183H96L95 181H93ZM92 182V183H93ZM101 182V181H100ZM102 182H104V181H102ZM101 182V183H102ZM122 182H124V180L122 181ZM147 183H148V180L146 181ZM167 182V181H166ZM11 183V182H10ZM43 183V182H42ZM79 183H80V181H79ZM124 183H126V180H125V182ZM163 183V179H162V182H161V184ZM181 184H182V182H180ZM185 183V182H184ZM187 183V182H186ZM193 183V181H191V184ZM202 183H204V182H202ZM261 183H264V181L263 182H261ZM2 184V183H1ZM47 184V183H46ZM46 184H43V185H46ZM75 184V183H74ZM141 184H142V182H141ZM158 184H160V182H158ZM169 184H170V182H169ZM189 184H190V182H189ZM10 186H11V184H9ZM14 185L15 186H21V182H14ZM43 185H42V188L44 189V187H43ZM101 185V184H100ZM166 185V184H165ZM168 185V184H167ZM172 185V184H171ZM188 185V184H187ZM260 185V184H259ZM1 186V185H0ZM25 186V185H24ZM23 186V187H24ZM30 186H29V188H30ZM49 185L47 184V186H45V187H47L48 189L50 188V187H48ZM71 186V187H70ZM77 186H79L80 187V184H78L77 183ZM153 186H155V185H153ZM158 186V188H159V185H157ZM168 186H170V185H168ZM254 187H255V185H253ZM261 186H263V185H261ZM4 187V186H3ZM86 187V186H85ZM103 187V186H102ZM165 187V186H164ZM215 187V186H214ZM257 187H259L258 185H257ZM256 187V188H257ZM7 188V187H6ZM18 188V187H17ZM17 188H15V192L16 193H14L13 192V189L12 190H10L9 192H8V189H7V193L5 194V195H3L1 192H0V197H1V201H4V203H5V206H4V208H1L0 209V212H2V211H4V212H6L7 213V216L8 217H11V218H13L12 220H11V222L9 223V224H7V222H6V220L5 219H7V217L3 220V224H4V226L2 227V225L0 226V228H2L1 229V235H4L5 237H6V235H7V238H8V236H9V238L7 239V243L8 244H10L11 245V247H15V245L17 244V240H18V238H19V235H21V232H20V226H21V224H23L22 222H25V223H29V224H34L35 223V219L33 218V216H31L30 214H26L23 218H21L22 220H17V219H15V218H17L18 216L20 217L21 215H19V213H20V208H22L20 205H16V203H17V199L16 200H14L15 199V197L17 196H20L22 193L20 192V191H18L17 192ZM21 188H22V186H21ZM47 188H45V189H47ZM83 189H85L84 187H82ZM81 188V189H82ZM100 188V187H99ZM116 188V187H115ZM118 188V187H117ZM126 188V187H125ZM156 188V187H155ZM191 188H193V184H192V186H191ZM190 188V189H191ZM10 189H11V187H10ZM20 189V188H19ZM36 189V188H35ZM37 189H38V186H37ZM36 189V190H37ZM86 189H87V187H86ZM104 189V190H103ZM102 190H103V192H102V194L98 197V205H99V208L97 209V211L95 212V214L97 215V216H99V217H101V216H104V220L102 221H97V223H95L96 225H99V227L101 228H99L100 230H103V227L105 228V227H109V225L112 227V226H115L117 223H120L119 221L122 219V217H123V215L121 214H119V212H117L115 209H113L112 207H110V204H111V200L115 197V189H114V186H113V184L112 183H110L109 182V184L108 185H106L104 188H103ZM128 189H129V187H128ZM143 189V188H142ZM165 189V188H164ZM169 189V188H168ZM167 189V190H168ZM171 189H172V192L174 191V189L171 187ZM194 189V188H193ZM193 189H191L192 191H194ZM211 189V188H210ZM3 190V189H2ZM20 190H22V189H20ZM28 190V189H27ZM62 190V191H63ZM121 190H123V189H120V191L119 192H121ZM160 191H161V188L159 189ZM163 190V189H162ZM179 190V189H178ZM53 191V190H52ZM99 191V190H98ZM124 191V190H123ZM126 191V190H125ZM177 191V190H176ZM175 191V192H176ZM263 191H264V189H263ZM23 192H25V193H27L25 190L23 191ZM38 192V191H37ZM57 192H59V191H57ZM72 192V191H71ZM75 192H77V190L75 191ZM80 192L81 191H79V195H80ZM90 192V191H89ZM117 192V191H116ZM119 192H117L118 193V196H119ZM128 192V191H127ZM144 192V191H143ZM178 192V191H177ZM181 192H183L181 195H183L184 193H185V191H183V189L181 190ZM41 193V192H40ZM96 193V192H95ZM122 193V192H121ZM124 194H125V192H123ZM122 193V195H124ZM170 193V192H169ZM168 193V194H169ZM192 193V192H191ZM257 193V192H256ZM258 193H259V190H258ZM56 194V193H55ZM64 194V193H63ZM66 194V193H65ZM86 194H87V192H85V196H86ZM127 194V193H126ZM146 194V193H145ZM144 194V195H145ZM166 194V193H165ZM172 194V193H171ZM170 194V195H171ZM178 194V193H177ZM186 194V193H185ZM190 194V193H189ZM195 194L197 195V193L195 192ZM194 194V195H195ZM78 195V197H80V199H82V202H81V200H80V202L78 203V205L80 204V206H81V208H80V206H78L79 207V212H76L74 209V211L71 209V210H69L70 212V214L75 218V219H70L71 221H75L74 223H72V224H76V221H77V223L79 224V225H82V227H83V224H85L86 223V220H87V218L85 219V214H87V213H90V208H88L89 206L87 205V203H86V205L88 206H86L85 205V202H84V200H83V195L81 194L80 196ZM128 195V194H127ZM126 195V196H127ZM167 195V194H166ZM174 195V194H173ZM173 195H171V196H173ZM187 195V198L186 199H189L190 197H188V194H186ZM209 195V194H208ZM207 195V196H208ZM26 196H27V194H26ZM38 196V195H37ZM36 196V197H37ZM40 196V195H39ZM67 196V195H66ZM70 196V195H69ZM93 196V195H92ZM125 196V195H124ZM123 196V197H124ZM143 196V195H142ZM168 196V195H167ZM215 196V195H214ZM30 196H27V198H29ZM35 197V199H38V198H36ZM50 197V193L49 192H46V193H43L42 195H41V199L42 200H44V201H46L45 199H48ZM52 197V196H51ZM76 198L77 196H74L73 195V197L72 198ZM169 197V196H168ZM200 197V196H199ZM206 197V196H205ZM210 197V196H209ZM211 197L212 198H214L213 197V195L211 194ZM26 198V199H27ZM59 198H60V196H57V198L55 199V200H53V199H51L52 200V202H51V200H49L48 199V201H50L51 202V204L49 205L50 206V208L51 209H54L53 211L55 212V210H61V208L59 207ZM64 198V197H63ZM67 197H65V199H66ZM87 198H89V197H87ZM128 198L130 199V197L128 196ZM133 198H135V197H133ZM171 198V197H170ZM176 198H177V196H176ZM202 198V197H201ZM211 198V199H212ZM20 199V198H19ZM30 199V198H29ZM32 199V198H31ZM120 199V198H119ZM124 199V198H123ZM127 199V198H126ZM126 199H124V201H126ZM128 199V200H129ZM145 199H147V198H145ZM150 199V198H149ZM179 199V198H178ZM185 199V200H186ZM72 200H76V199H72ZM87 200H89V199H87ZM91 200V199H90ZM128 200H127V203H128ZM153 200V199H152ZM183 200H184V195H183ZM264 200V199H263ZM15 201H16V203H15ZM21 201V200H20ZM19 201V202H20ZM27 201V200H26ZM43 201V202H44ZM61 201V200H60ZM67 201V200H66ZM77 202H78V200H76ZM130 201V200H129ZM187 201V200H186ZM250 200H248L247 202H249ZM255 201V200H254ZM28 202V201H27ZM49 202V203H50ZM67 202H69V201H67ZM84 202V203H83ZM122 202V201H121ZM131 202V201H130ZM149 202H151V201H149ZM210 202V201H209ZM3 203V202H2ZM3 203V204H4ZM21 203V202H20ZM29 203H33V202H29ZM35 203V202H34ZM33 203V204H34ZM45 203V202H44ZM48 203V202H47ZM64 203H66L65 201H64ZM71 203H72V201H71ZM82 203V204H81ZM91 203H92V201H91ZM94 203H95V201H94ZM153 203V202H152ZM211 203H212V200H211ZM210 203V204H211ZM230 203V202H229ZM23 204V203H22ZM36 204H37V202H36ZM69 204V203H68ZM93 204V203H92ZM113 204V203H112ZM131 204V203H130ZM142 204V203H141ZM140 204V205H141ZM144 204V203H143ZM183 204V203H182ZM187 204H189V203H187ZM191 204H193V203H190L189 205L191 206ZM213 204V203H212ZM227 204H228V202H227ZM251 204V203H250ZM65 205V204H64ZM133 205V204H132ZM136 205V204H135ZM159 205V204H158ZM162 205V204H161ZM186 205V204H185ZM214 205V204H213ZM231 205V204H230ZM246 205V204H245ZM30 206V205H29ZM39 206H42L41 205V202H40V205ZM45 206V205H44ZM49 206H45V207H49ZM66 206V205H65ZM65 206H63V208L65 207ZM115 206V205H114ZM125 206H127V208H128V206L130 207L131 205H128V204H126V205H124V208H125ZM153 206H154V204H153ZM250 206V205H249ZM255 206V205H254ZM262 206V205H261ZM44 207V208H45ZM58 207H59V209H58ZM69 207H71V206H69ZM72 207H73V205H72ZM96 207V206H95ZM136 206H133V208H135ZM140 207V206H139ZM147 207H148V204H147ZM146 207V208H147ZM161 207V206H160ZM164 207V206H163ZM163 207H161V208H163ZM181 207V206H180ZM228 207H229V205H228ZM263 207V206H262ZM34 208V207H33ZM40 208V207H39ZM38 208V209H39ZM116 209L118 208V207H115ZM124 208H122V209H124ZM131 208V207H130ZM137 208V207H136ZM142 208V207H141ZM141 208H140V210H141ZM155 208H157V206L155 205ZM166 208V207H165ZM217 208V207H216ZM232 208V207H231ZM249 208H251V207H249ZM37 209V208H36ZM78 209V208H77ZM93 209H94V207H93ZM126 209V208H125ZM139 209V208H138ZM137 209V211H139ZM159 209V208H158ZM182 209V208H181ZM193 209V208H192ZM208 209V208H207ZM230 209V208H229ZM228 209V210H229ZM244 209H246V208H244ZM248 209V208H247ZM67 211L66 210V207H65V209H63L62 210V213H65V211ZM94 210H96V209H94ZM93 210V211H94ZM128 210V209H127ZM152 210V209H151ZM160 210V209H159ZM164 210V209H163ZM179 210H180V208H179ZM193 210H195V209H193ZM199 210V209H198ZM230 210H232V209H230ZM252 210V209H251ZM251 210L249 209V210H247V211H250L251 212ZM26 211H28V208H27V210ZM40 211H42L41 209H40ZM52 211V212H53ZM133 211V210H132ZM132 211H130V212H132ZM156 211V210H155ZM165 211H167V210H165ZM200 211V210H199ZM220 211V210H219ZM225 211V210H224ZM223 211V212H224ZM227 211V210H226ZM225 211V212H226ZM253 211H254V209H253ZM141 212H142V210H141ZM171 212V211H170ZM215 212V211H214ZM213 212V213H214ZM221 212H222V210H221ZM222 212V213H223ZM258 212V211H257ZM24 213V212H23ZM29 213V212H28ZM57 213V212H56ZM60 213V212H59ZM129 213V212H128ZM159 213V212H158ZM180 213H182L181 212V210H180V212H179V214ZM193 213V212H192ZM191 213V214H192ZM230 213H232L231 211H230ZM229 213V214H230ZM233 213H234V210H233ZM253 213H255V211L253 212ZM21 214V213H20ZM51 214V213H50ZM54 214V213H53ZM52 214V215H53ZM70 214H68V215H70ZM227 214V213H226ZM225 214V215H226ZM228 214V215H229ZM56 215V214H55ZM58 215V214H57ZM70 215V217H72ZM92 215H94V214H92ZM133 215V214H132ZM132 215H130V217L132 216ZM138 214H136V216H137ZM163 215V214H162ZM161 215V216H162ZM168 215V214H167ZM166 215V216H167ZM169 215H171L170 213H169ZM174 215V214H173ZM173 215L171 216V218H173ZM177 215V214H176ZM185 215V214H184ZM220 215V214H219ZM233 215V214H232ZM231 215V217H232V219H234L233 217L234 216H232ZM245 214H243V216H244ZM1 216V215H0ZM35 216V215H34ZM61 216H63V215H61ZM122 216V217H121ZM126 216H128L127 218H126ZM125 216V218L127 219V221L129 222V220H128V218H129V214H127ZM159 216V215H158ZM157 216V217H158ZM188 216V215H187ZM243 216H241V217H243ZM42 217V216H41ZM59 217V216H58ZM87 217V216H86ZM93 217V216H92ZM133 217H135V214H134V216ZM132 217V218H133ZM156 217V218H157ZM165 217V216H164ZM168 217H170V216H168ZM175 218H176V216H174ZM220 217H221V215H220ZM223 217V216H222ZM229 217V216H228ZM36 218V217H35ZM64 218V217H63ZM67 218V217H66ZM66 218H64V220L66 219ZM91 218V217H90ZM149 218V217H148ZM174 218V219H175ZM186 218H189V217H186ZM226 218V217H225ZM244 218H245V216H244ZM61 219V218H60ZM67 219H69V218H67ZM174 219H172V221L174 220ZM201 219H203V218H201ZM217 219V218H216ZM220 219V218H219ZM243 219V218H242ZM248 219V218H247ZM254 219V218H253ZM48 220V219H47ZM51 220V219H50ZM57 220V219H56ZM91 220V219H90ZM92 220H94V219H92ZM95 220H98L97 218H95ZM94 220V221H95ZM157 220H158V218H157ZM161 220V219H160ZM180 220V219H179ZM189 220V219H188ZM223 220V219H222ZM226 220V219H225ZM255 220V219H254ZM60 221V220H59ZM62 221V220H61ZM121 221H123V220H121ZM126 221V220H125ZM126 221V222H127ZM132 219H131V223H130V225H132L133 223H132ZM135 221L136 222H138L137 221V219L135 218ZM176 221V220H175ZM175 221H174V225H175ZM194 222H195V220H193ZM203 221H205V219H203ZM233 221V220H232ZM247 221V220H246ZM246 221H243V222H246ZM125 222V223H126ZM152 221H150L149 220V224L151 223ZM155 222V221H154ZM181 222V221H180ZM192 222V221H191ZM193 222V223H194ZM198 222V221H197ZM213 222H214V220H213ZM217 222V221H216ZM227 222V221H226ZM38 223V221L35 223V226H36V224ZM55 223V222H54ZM57 223V222H56ZM61 223V222H60ZM65 223V222H64ZM88 223V222H87ZM135 223V222H134ZM147 223V222H146ZM163 223V222H162ZM178 223H179V221H178ZM143 224V223H142ZM192 224V223H191ZM198 224V223H197ZM196 224V222H195V225H197ZM206 224V223H205ZM211 224H213V223H211ZM25 225V224H24ZM65 225H66V223H65ZM68 225H70V223L68 224ZM127 225H128V223H127ZM136 225V224H135ZM153 226H154V224H152ZM160 225V224H159ZM199 225V224H198ZM197 225V226H198ZM204 225V224H203ZM207 225V224H206ZM206 225H204V226H206ZM217 225H219L218 223H217ZM28 226H30V225H27V227H26V229L28 228ZM55 226V225H54ZM70 226H72L73 227V225H70ZM77 225H74V228L76 227ZM92 226V225H91ZM117 226H121V225H117ZM139 226V225H138ZM143 226V225H142ZM164 226H166V225H164ZM200 226V225H199ZM209 226H211V225H209ZM213 226V225H212ZM68 227V226H67ZM125 227H127V226H125ZM144 227L145 226H143L142 227V229H144ZM193 227V226H192ZM207 227V226H206ZM214 227V226H213ZM32 228V227H31ZM78 228V227H77ZM93 228H94V226H93ZM93 228L91 229V230H93ZM113 228V227H112ZM131 228V226L129 227V229ZM137 228V227H136ZM149 228H152V226H150ZM199 228V227H198ZM211 228V227H210ZM209 228V229H210ZM256 228H257V226H256ZM21 229H23V228H21ZM25 229V228H24ZM56 229V228H55ZM87 229H90L89 228V226H88V228ZM95 229V228H94ZM105 229H108V228H105ZM124 229H126V228H124ZM166 229V228H165ZM164 229V230H165ZM195 229H196V227H195ZM194 229V231H196ZM206 229H208V228H206ZM217 229V228H216ZM222 229V228H221ZM238 229V228H237ZM44 230H45V228H44ZM57 230V229H56ZM69 230V229H68ZM76 230V229H75ZM91 230H89V231H91ZM121 230H122V228H121ZM166 230H168V228L166 229ZM175 230H178L179 231V229H176L175 228ZM257 230V229H256ZM24 231H26V230H24ZM106 231V230H105ZM131 231V230H130ZM155 231V230H154ZM223 231V230H222ZM251 231L254 233L255 232V230L253 231L252 229H251ZM30 232H31V230H30ZM34 232H35V230H34ZM75 232H77V230L75 231ZM82 233H83V231H81ZM80 232V233H81ZM109 232H111V231H109ZM123 232V231H122ZM147 232V231H146ZM173 232V231H172ZM177 232V231H176ZM180 232V231H179ZM197 232V231H196ZM81 233V234H82ZM100 233V232H99ZM108 233V232H107ZM106 233V234H107ZM120 233H121V231H120ZM125 235H126V233L125 232H123ZM208 233V232H207ZM94 234V232H92V235ZM132 234V233H131ZM144 234H145V232H144ZM153 234V233H152ZM174 234V233H173ZM176 234H178V235H180L179 233H176ZM185 234V233H184ZM183 234V235H184ZM30 235V234H29ZM32 235V234H31ZM69 235V234H68ZM108 235H109V233H108ZM115 235V234H114ZM113 235V236H114ZM122 235V234H121ZM120 235V238H119V240H122L123 239V236H121ZM182 235V234H181ZM259 235V234H258ZM258 235H256V236H258ZM83 236V235H82ZM131 236V235H130ZM137 236V235H136ZM145 236L147 237V234H145ZM150 236V235H149ZM152 236V238H153V235H151ZM150 236V237H151ZM186 236H187V234H186ZM202 236V235H201ZM212 236V237H211ZM210 237H211V239L213 238V235H211ZM2 237L3 236H1V238L0 239H2ZM5 237H4V240H5ZM31 237V236H30ZM75 237V236H74ZM81 237V236H80ZM94 237H95V235H94ZM97 237H98V234H97ZM104 237V236H103ZM108 237V236H107ZM106 237V238H107ZM115 237H117V235H115ZM145 237V238H146ZM158 237H160L159 235H158ZM177 237H179V236H176V237H174V239L175 240H177L176 238ZM190 237V236H189ZM209 237V238H210ZM21 238V237H20ZM23 238H24V235H23ZM22 238V239H23ZM43 238V242L44 243H42V245L44 244L45 246V248H47V252L49 251V252H51V253H53V256H54V258H56V259H58V260H63V258H64V256H66L67 254H70V251H72L74 248H77V246H82V249H83V254L84 255H91V250L89 249V246L91 245V244H93L94 243V238L91 236V234L90 233H87V231L85 232V236H84V240H85V242L83 243V242H81V241H77V242H74V241H72V240H67L66 241V246H65V249H63V250H61L60 249V246H59V243L62 241V240H64L63 239V237H61V236H59L58 234H56V231L54 230V229H52V228H47V230H46V232H45V235H44V237H42ZM100 238V237H99ZM99 238H98V240H99ZM114 238V237H113ZM141 238V237H140ZM148 238V237H147ZM161 238H162V236H161ZM164 238V237H163ZM161 239V240H165V239ZM183 238V237H182ZM184 238H185V236H184ZM28 239V238H27ZM35 239V238H34ZM116 239V238H115ZM117 239H118V237H117ZM127 239V238H126ZM158 239V238H157ZM174 239H173V242H174ZM189 239V238H188ZM211 239H210V241H211ZM241 239V238H240ZM256 239V238H255ZM4 240H0V244L2 243L1 241H3V244L5 243L4 242ZM102 240V239H101ZM104 240V239H103ZM102 240V241H103ZM110 240H112V239H110ZM148 241H149V239H147ZM147 240H146V243H147ZM156 240V239H155ZM179 240H180V237H179ZM238 240V239H237ZM24 241H26V240H24ZM106 241V240H105ZM124 241V240H123ZM150 241H151V239H150ZM153 241V240H152ZM171 241H172V238L170 239V243H171ZM178 241V240H177ZM177 241H175L174 242V244H176L177 243ZM204 241V240H203ZM206 243H209L208 242V240L206 239ZM262 241V240H261ZM35 242V241H34ZM33 242V243H34ZM40 242V241H39ZM104 242V241H103ZM118 242V241H117ZM124 242H126V241H124ZM144 242V241H143ZM166 243H167V241H165ZM173 242L171 243V244H173ZM181 242V241H180ZM230 242H232V241H230ZM238 242V241H237ZM25 243V242H24ZM27 243V242H26ZM97 243V242H96ZM101 242H99V244H100ZM112 243V242H111ZM131 243V242H130ZM142 243V242H141ZM8 244H6V245H8ZM138 244H139V242H138ZM145 244V243H144ZM149 244V243H148ZM165 244V243H164ZM174 244H173V246H174ZM233 244V243H232ZM35 245H36V243H35ZM97 245V244H96ZM112 245V244H111ZM114 245H116V242H115V244ZM118 245V244H117ZM116 245V246H117ZM168 245H169V243H168ZM234 245H235V243H234ZM25 246V245H24ZM113 246V245H112ZM119 246H121V245H118V247ZM2 247V246H1ZM0 247V248H1ZM32 247H33V245H32ZM44 247H42V248H44ZM91 247H92V245H91ZM94 247V246H93ZM141 247V246H140ZM140 247H138L140 250H142ZM13 248H12V251H13ZM25 248V247H24ZM34 248V247H33ZM32 248V249H33ZM37 248H39L38 246H37ZM41 248V249H42ZM165 248V247H164ZM168 247H166L165 249H167ZM35 249H36V247H35ZM81 249V248H80ZM95 249V248H94ZM117 249H119V248H117ZM169 249V248H168ZM231 249V252H232V250H233V248H230ZM2 250H4V249H2ZM21 250V249H20ZM30 250V249H29ZM40 250V249H39ZM77 250H78V248H77ZM92 250H93V248H92ZM170 250V249H169ZM32 251V250H31ZM95 251V250H94ZM121 251V250H120ZM165 251V250H164ZM171 251V250H170ZM182 251H185V250H182ZM214 251V250H213ZM218 251H219V249H218ZM5 252V251H4ZM4 252H2V255H3V257L4 256H8L7 254H5L4 255ZM10 252V251H9ZM13 252H15V250L13 251ZM16 252H18V251H16ZM37 252H38V250H37ZM41 252H42V250H41ZM44 252V251H43ZM79 252V251H78ZM143 252V251H142ZM147 252V251H146ZM172 252V251H171ZM180 252V251H179ZM178 252V253H179ZM186 252V251H185ZM205 252V251H204ZM215 252H217V250L215 251ZM230 252V253H231ZM12 253V252H11ZM21 253V252H20ZM23 253H25V252H23ZM34 253V252H33ZM35 253H36V251H35ZM77 253V252H76ZM157 253V251L154 253H152V254H156ZM158 253H159V251H158ZM162 253V252H161ZM161 253H159V255L161 254ZM164 253H166V252H164ZM168 253H170V252H168ZM178 253H176V255L178 254ZM188 253V252H187ZM211 253H213V252H211ZM37 254V253H36ZM40 254V253H39ZM48 254V253H47ZM50 254V253H49ZM82 254V255H83ZM146 254H149V252L148 253H146ZM171 254V253H170ZM173 254V253H172ZM190 254V253H189ZM210 254V253H209ZM18 255V254H17ZM82 255H80V256H82ZM144 255V254H143ZM157 255V254H156ZM155 255V256H156ZM159 255H158V257H156V259L158 260L159 259ZM163 255V254H162ZM169 255V254H168ZM174 255V254H173ZM182 255H183V252H182ZM212 255V254H211ZM18 256H21V254L20 255H18ZM48 256V255H47ZM50 256H51V254H50ZM69 256V255H68ZM92 256V255H91ZM150 256V255H149ZM148 256V257H149ZM152 256H154V255H152ZM178 256H179V254H178ZM184 256H185V254H184ZM187 256V255H186ZM9 257H10V255H9ZM23 257H26V256H23ZM41 257V256H40ZM46 257V256H45ZM76 257V256H75ZM79 257V256H78ZM87 257V256H86ZM89 257V256H88ZM151 257V256H150ZM175 257V256H174ZM181 257H183V256H181ZM213 257V256H212ZM221 257V256H220ZM219 257V258H220ZM230 257V256H229ZM263 257V256H262ZM28 257H26V259H27ZM29 258L32 260V258L33 257H30L29 256ZM51 258V257H50ZM69 258H70V256H69ZM68 258V259H69ZM84 258H85V256H84ZM90 258V257H89ZM89 258L87 259L86 258V260L88 261V262H92L91 260H95V258H94V255H93V259H90L89 260ZM165 258V257H164ZM163 258V259H164ZM166 258H172L173 259V257H166ZM166 258H165V260H164V263H163V259L160 261V259H161V256H160V259L158 260V261H160L161 263H163V264H165V262L167 261L166 260ZM187 258V257H186ZM215 258V260H218V258H217V256H215L214 257ZM223 258V257H222ZM228 258V257H227ZM264 258V257H263ZM3 259H6V258H3ZM9 259V258H8ZM150 259V258H149ZM176 259V258H175ZM225 259V258H224ZM255 259V258H254ZM260 260H261V257L259 258ZM258 259V260H259ZM171 260V259H170ZM178 260L180 261V259L178 258ZM208 260V259H207ZM219 260H221V258L219 259ZM57 261V260H56ZM121 261V260H120ZM123 261V260H122ZM145 261H147V260H145ZM155 261V260H154ZM176 262H177V260H175ZM174 261V262H175ZM209 261V260H208ZM240 261V260H239ZM263 261H264V259H263ZM74 262V261H73ZM81 262V261H80ZM80 262H78V263H80ZM87 262V263H88ZM124 262H125V260H124ZM156 262V261H155ZM170 262H172V261H170ZM219 262V261H218ZM238 262V261H237ZM256 262V261H255ZM37 263V262H36ZM51 263V262H50ZM160 263V264H161ZM167 263V262H166ZM180 263H182V262H180ZM239 263H241V262H239ZM43 264V263H42ZM48 264V263H47ZM61 264H63L62 262H61ZM65 264H66V262H65ZM68 264H69V262H68ZM74 264H75V262H74ZM86 264V263H85ZM144 264H145V262H144ZM169 264H172V263H169ZM177 264V263H176ZM258 264H260V263H258ZM264 264V263H263Z\"/></svg>", "mask_w": 264, "mask_h": 264}]
</instances>
